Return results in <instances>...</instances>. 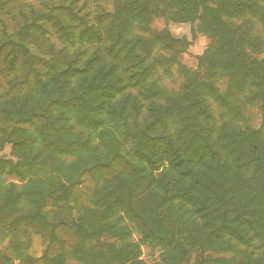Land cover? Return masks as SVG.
Wrapping results in <instances>:
<instances>
[{
	"label": "trees",
	"instance_id": "16d2710c",
	"mask_svg": "<svg viewBox=\"0 0 264 264\" xmlns=\"http://www.w3.org/2000/svg\"><path fill=\"white\" fill-rule=\"evenodd\" d=\"M246 18L264 35V0H0V264H264V141L209 102L233 118L249 93L264 121ZM169 24L209 40L177 94Z\"/></svg>",
	"mask_w": 264,
	"mask_h": 264
},
{
	"label": "rangeland",
	"instance_id": "374dc122",
	"mask_svg": "<svg viewBox=\"0 0 264 264\" xmlns=\"http://www.w3.org/2000/svg\"><path fill=\"white\" fill-rule=\"evenodd\" d=\"M173 24H170L171 26ZM235 25L238 26L244 32L251 34L253 37L263 41V46L260 51L256 54H253V57L257 60L264 59V35L262 33V27L258 23V21L246 18L245 20H239L235 22ZM168 26V27H169ZM153 29L161 30L166 27V23L162 19H156L152 25ZM172 34L176 37H186L189 41H191V46L188 48L186 53L181 55L177 64L175 65H166L165 63L157 68V76L155 79L159 82L160 86L169 94H177L181 91L183 86L185 85L186 77L184 75V71L181 67H184L191 71L192 73L197 74L201 79L205 77V66L200 64V56L207 49L209 40L202 35L197 36L196 39L192 37L191 27L190 26H178L173 29ZM227 80L223 77L220 72L216 73L214 78L215 86L223 92L226 86ZM211 110L213 115L216 118V122L218 125L221 122H228L233 129H240L243 131L246 130H254L260 134L261 139L264 141V121L262 113L258 107V105H254L250 103V94L246 93L245 95L239 96L236 100L237 105V113L238 115L233 118H229L226 109H221L214 100H209ZM174 124L170 123L167 128L171 134L177 132L179 127H174ZM5 156L9 155V147H6ZM139 239V235L133 234V241H137ZM222 257L226 258L229 261V264H239L238 258L236 255L226 254L224 256L217 255L216 258L222 259ZM142 259L145 264H159V251L151 250L150 248L144 246L142 247ZM70 264H78L76 262H71Z\"/></svg>",
	"mask_w": 264,
	"mask_h": 264
},
{
	"label": "crops",
	"instance_id": "0c3cea01",
	"mask_svg": "<svg viewBox=\"0 0 264 264\" xmlns=\"http://www.w3.org/2000/svg\"><path fill=\"white\" fill-rule=\"evenodd\" d=\"M178 26H183L184 27V26H187V24H173V25L169 26L168 29L172 33L173 29L177 28ZM174 37H176V36H174ZM177 38H182V37H177ZM7 248H8V242H5L3 245H0V251H3V254L4 255L6 254V256H10L8 251H7Z\"/></svg>",
	"mask_w": 264,
	"mask_h": 264
}]
</instances>
